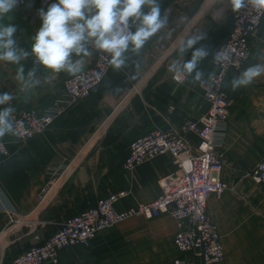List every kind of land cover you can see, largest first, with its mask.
Instances as JSON below:
<instances>
[{"label":"crops","instance_id":"1","mask_svg":"<svg viewBox=\"0 0 264 264\" xmlns=\"http://www.w3.org/2000/svg\"><path fill=\"white\" fill-rule=\"evenodd\" d=\"M52 2L17 0L0 23L15 25L18 46L30 51L42 23L39 11H46ZM159 3L167 24L138 51L130 47L122 68L111 66L85 99L66 101L64 81L71 75L66 71L52 73L40 67L41 83L31 87L17 80L20 65L0 61V93L12 94L15 114L27 110L43 114L54 103L59 108L42 135L23 142L12 133L0 137L9 151L0 163V262L46 239L67 218L93 207L100 198L128 191L117 204L121 210L150 202L160 193L159 179L175 169L170 155L157 156L132 172L123 163L135 138L153 128L180 131L186 121L207 113L208 103L198 88L201 81L185 74L183 82L175 83L176 72L170 69L173 62L190 59L194 50L181 53L180 38L202 35L194 46L208 51L198 65L202 80L214 70V50L224 44L232 27V4L231 0ZM248 41L249 57L238 71L228 74L223 87L231 107L216 150L224 161L220 179L229 188L207 201L208 215L224 245V260L218 264H264V184L251 177L256 163L264 159V74L247 86L231 87L246 68L264 65V18ZM97 50L90 45L91 55L73 59H82V70L86 69ZM21 64L26 75L33 67L31 56ZM187 138L196 151L198 137L188 133ZM51 175L58 179L48 204L42 206L38 195ZM176 230L170 214L132 217L85 244L62 249L56 264H172L177 258L201 264L199 258L176 250Z\"/></svg>","mask_w":264,"mask_h":264},{"label":"built area","instance_id":"2","mask_svg":"<svg viewBox=\"0 0 264 264\" xmlns=\"http://www.w3.org/2000/svg\"><path fill=\"white\" fill-rule=\"evenodd\" d=\"M230 11L232 27L224 44L214 50L211 60L214 70L198 84L202 97L208 103L207 113L186 121L180 131L153 128L129 144L123 163L128 172L160 155H170L173 158L176 167L159 179V195L150 202H136L122 210L118 209L117 204L127 198L128 191L100 198L93 207L67 218L46 239L29 245L0 264H56L58 252L64 248L85 244L99 232L129 218L141 216L150 219L161 214H170L176 222L173 244L179 253L195 256L200 259L201 264H218L224 260V245L207 212L210 196L219 197L229 188L220 179L224 161L223 154L216 150L221 145L222 130L231 107L223 87L228 74L238 71L249 57L248 38L259 28L264 18V11L256 10L248 0L244 7L236 10L232 6ZM225 52L229 59L216 62V54ZM111 66V55L97 50L90 67L65 79L66 101L71 103L87 98ZM210 75L214 76V81L209 79ZM172 79L175 83H181L184 76L176 73ZM7 106L0 105V108ZM57 107L58 103H54L52 109L43 114L35 110L13 113V137L23 142L42 135L54 122L59 112ZM188 133L195 134L199 139L196 151L191 150ZM8 157L9 151L0 138V163ZM251 173L255 183L264 184V159H259ZM54 176L51 175L40 190L38 200L42 206L49 202L58 179V176ZM172 264L188 262L177 258Z\"/></svg>","mask_w":264,"mask_h":264},{"label":"clouds","instance_id":"3","mask_svg":"<svg viewBox=\"0 0 264 264\" xmlns=\"http://www.w3.org/2000/svg\"><path fill=\"white\" fill-rule=\"evenodd\" d=\"M246 0H231L234 9L245 6ZM256 10L264 11V0H248ZM17 0H0V19L13 10ZM145 9H147L145 11ZM42 21L32 37L31 50L18 46L13 24L0 23V61L20 65L17 80L26 86L36 87L41 81L37 77L40 67L52 73L66 71L79 73L83 67L82 59L74 56H89V46L111 55V64L119 69L126 61L125 53L130 49L138 51L146 41L163 28L168 17L161 14L159 0H54L47 10L41 9ZM135 26V31L132 27ZM202 35L182 36L179 40L181 53L192 51L191 58L182 64L173 62L172 71L180 75H193L194 80L202 81L203 73L198 70L199 62L208 55L204 47L194 46L203 39ZM34 57L33 67L25 75L21 61ZM227 52L217 53L216 62L227 61ZM264 74V65L256 64L246 68L231 81L233 90L247 86ZM214 81V76H209ZM11 93H0V137L13 132V113L10 102Z\"/></svg>","mask_w":264,"mask_h":264},{"label":"trees","instance_id":"4","mask_svg":"<svg viewBox=\"0 0 264 264\" xmlns=\"http://www.w3.org/2000/svg\"><path fill=\"white\" fill-rule=\"evenodd\" d=\"M31 59H32V62H33V60H34V57H32V56H31Z\"/></svg>","mask_w":264,"mask_h":264},{"label":"rangeland","instance_id":"5","mask_svg":"<svg viewBox=\"0 0 264 264\" xmlns=\"http://www.w3.org/2000/svg\"><path fill=\"white\" fill-rule=\"evenodd\" d=\"M97 52V51H96Z\"/></svg>","mask_w":264,"mask_h":264}]
</instances>
